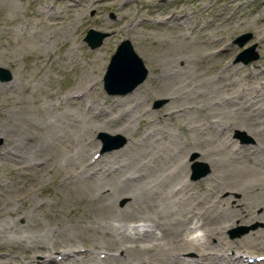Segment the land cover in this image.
Returning a JSON list of instances; mask_svg holds the SVG:
<instances>
[{"label": "bare ground", "instance_id": "1", "mask_svg": "<svg viewBox=\"0 0 264 264\" xmlns=\"http://www.w3.org/2000/svg\"><path fill=\"white\" fill-rule=\"evenodd\" d=\"M52 1L41 0V5L46 6L37 12L52 16L54 21L49 25L59 30L71 24L66 25L69 15L79 11L77 16L82 17L91 6L85 0H71L72 4L60 11ZM233 7L236 10L237 6ZM61 13L66 14V20L56 21ZM191 18L186 13L170 22L181 30H192ZM261 33H257L259 43L263 39ZM73 51L71 47L69 52ZM93 61L89 68L80 67L78 81L62 96V101L49 106H56L57 112L47 114L44 110L38 117L16 114L0 120L5 121L0 122V138L4 141V156H9L7 161L20 162L27 169H71L67 174L85 179L91 192L103 201L107 213L93 221L103 229L101 238L93 239L95 245L103 248L99 256L94 250L93 254L75 250L74 262L68 260L69 253L62 252L59 263L158 264L157 260L164 258L162 264H264L245 252L234 251L239 246L264 251V226L238 240L222 238L223 230L236 221L264 222V83L260 81L264 72H247L241 77V70L230 66L221 70L227 71L225 77L214 75L218 80H204L198 75L194 57H169L163 73L158 75L159 83L169 86L164 92L168 101L164 114H152L140 108L142 97L138 93L124 99H101L97 92L101 74L92 69ZM218 67L212 65L214 70ZM94 72L97 75L91 78ZM15 83L16 79L11 78L0 88L14 87ZM127 100L135 104L126 111L115 104ZM106 102L109 104L105 109ZM141 122L145 126L142 132ZM236 129L245 131L252 138L251 143L237 144L231 138ZM99 131L121 133L128 141L120 150L97 154L95 136ZM194 151L211 168L210 186L215 195L187 178V157ZM226 192L230 195L222 196ZM233 193L239 194L235 204L231 203ZM121 197L127 198L122 208L117 206ZM133 214L141 223L128 226L127 216ZM22 218L21 226L5 221L0 237L13 239L22 231L14 240L17 249L25 252L21 257L14 254L17 258L13 264H44L34 260L32 252L54 250L58 244L55 233L33 237L25 231L29 227L28 216L24 214ZM209 225H213L210 232L203 230L188 237L191 230ZM207 237H216V243ZM143 241L149 244L140 245ZM142 250L153 253L143 259L136 257ZM228 250L233 251L231 256L225 255ZM48 256H44L45 261Z\"/></svg>", "mask_w": 264, "mask_h": 264}, {"label": "rangeland", "instance_id": "2", "mask_svg": "<svg viewBox=\"0 0 264 264\" xmlns=\"http://www.w3.org/2000/svg\"><path fill=\"white\" fill-rule=\"evenodd\" d=\"M54 1V6L60 11L65 5L72 4L71 0ZM85 1L86 4L88 2L91 4L85 14L80 17L77 16L79 11L72 13L68 17L70 22L65 23L71 24L59 30V27L49 25V22L54 21L51 20L52 16L37 12L45 5H41V0H0V68L9 73L7 80L0 79V87L1 84L10 82L11 78L16 79L14 87L0 88V120L16 114L38 117L44 110L47 114L57 112L56 106L55 109H49V106L62 101V96L71 89L75 81H78L80 67L85 65L89 68L92 64L90 62L98 59L99 54L102 57L93 61L92 69L101 74L102 82L97 85L100 98H110L111 101L115 96L124 99L132 93H138L142 97L140 108L151 111L152 114L157 112L164 114V106L168 101L164 92H168L166 89L169 86L159 83L158 75L163 73L164 63L169 57H194L198 75L204 80L219 75L225 77L227 71L221 70L230 66L241 70V77L247 72H264V0H234L231 4L227 3L231 0ZM233 6H237L236 10ZM186 13H190L191 20L194 21L191 24L192 30L188 28L181 30L177 28L179 26L175 27L170 22L174 17L179 18ZM65 16V13H61L55 20L63 21ZM90 29L107 34L102 44L95 49L89 48L84 41ZM258 31H262L261 43ZM240 37H243L242 45L235 42ZM124 40L131 42L135 52L142 59L147 76L131 92L108 94L103 87V77L111 56ZM104 42L108 44L105 45ZM71 47L74 48L73 52H69ZM245 51H250L243 55L249 60L247 63L238 59ZM255 55L257 58L252 59ZM213 64L219 67L214 70ZM95 72L91 78L97 75ZM216 78L215 80H218ZM260 81L264 83L263 78ZM132 98L130 97L131 100ZM108 104L106 102L103 107L106 109ZM115 104L126 111L135 102L127 100ZM143 129L145 126L141 122L140 132ZM103 133L112 137L108 141L109 148H104L103 140L100 138V134ZM178 133L183 137V133ZM95 138L98 141L97 147L94 148L98 151L97 154L120 150L128 141L121 133L107 131H99ZM231 138L237 144L246 145L252 140L241 129L234 130ZM3 144L4 141L0 138V227L5 221L23 225L22 217L25 214L29 222V227L25 231L29 235L43 238L49 237L54 231V240L58 243L54 250L32 252L34 260L42 261L44 264L56 262L60 264L62 252L69 253L68 260L75 262L76 258L73 255L75 250L91 254L94 250L99 256L98 252L103 248L100 247L101 244L95 245L93 239L101 238L103 229L93 224V221L99 220L107 212L103 209V201L91 192L85 179L68 175L67 172L71 169L62 171L55 167L51 170L27 169L20 162H9L6 157L8 155L4 156L6 151ZM187 160L189 162L187 178L193 185L201 184L206 193L215 195L210 186L209 164L201 159L197 151L192 152ZM195 164L198 165L196 173L203 174L197 179L193 178ZM228 195L229 192L222 194ZM231 196V203L235 204L239 194L233 193ZM126 202L127 198L121 197L117 201V206L122 208ZM136 216L134 214L127 216L126 224L128 226L140 224L141 221ZM263 223L261 220L236 221L235 225L223 230L222 238L238 240L264 226ZM212 227L213 225H209L193 229L188 237H195L203 230L210 232ZM21 232L19 231L13 239L3 240L0 237V264H13L17 255L20 257L24 255L25 251L17 249L18 244L14 240ZM94 233L96 235H93ZM205 239L213 244L217 241L216 237ZM139 244L149 243L143 241ZM235 248L236 253L245 252L258 263L264 262L263 250L245 246ZM152 253L142 250L140 255L135 256L143 259ZM47 254L49 259L45 261L44 256ZM232 254V250L225 253L230 256ZM103 255L105 256V253ZM132 258L135 259L133 256ZM157 261L158 264H162L164 258Z\"/></svg>", "mask_w": 264, "mask_h": 264}, {"label": "water", "instance_id": "3", "mask_svg": "<svg viewBox=\"0 0 264 264\" xmlns=\"http://www.w3.org/2000/svg\"><path fill=\"white\" fill-rule=\"evenodd\" d=\"M106 36V33L90 29L87 32L84 41H86L89 48L95 49L102 44L103 39ZM241 38L243 37L238 38L235 42L242 45L243 40ZM250 51H252V49H250ZM248 52L245 51L242 53L241 57L238 59L247 63L249 60L244 58L243 55ZM256 58L257 55L252 57V59ZM146 76L147 70L144 67L142 59L135 52L131 42L129 40H124L118 45L116 51L111 56L106 73L103 77V87L108 94H126L131 92L138 84L142 83ZM8 78V71L0 68V79L7 80ZM100 138L103 140L104 148H109L110 146H108V141L112 139V137L103 133L100 134ZM197 166V164L193 166V178L196 179L203 176V174L198 175V173H196Z\"/></svg>", "mask_w": 264, "mask_h": 264}]
</instances>
